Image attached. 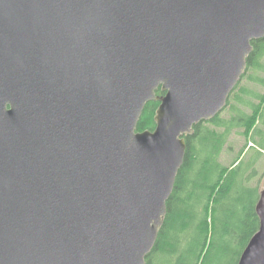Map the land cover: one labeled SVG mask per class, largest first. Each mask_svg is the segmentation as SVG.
<instances>
[{
  "label": "water",
  "instance_id": "water-1",
  "mask_svg": "<svg viewBox=\"0 0 264 264\" xmlns=\"http://www.w3.org/2000/svg\"><path fill=\"white\" fill-rule=\"evenodd\" d=\"M262 38L264 0H0V264H146ZM256 211L238 264H264Z\"/></svg>",
  "mask_w": 264,
  "mask_h": 264
},
{
  "label": "trees",
  "instance_id": "trees-1",
  "mask_svg": "<svg viewBox=\"0 0 264 264\" xmlns=\"http://www.w3.org/2000/svg\"><path fill=\"white\" fill-rule=\"evenodd\" d=\"M252 44L254 49L247 59V70L231 93L225 109L214 119L195 125L194 134L185 136V161L167 202L164 225L146 264H222L224 256L219 255L215 260L210 258V251L218 245L214 242L215 236L219 234L220 242L228 239L225 247L231 248L232 239L242 240L244 251L259 230L260 218L256 211L259 191L251 185L259 158L243 169L241 158L245 148H242L230 165L221 161L228 137L237 128L244 129V134L254 141L251 140V145L259 140L264 147V93H255L241 86L247 76L264 86L263 76L247 75L250 70L264 69V38ZM157 94H163L161 89ZM246 94L259 102L245 100ZM159 105L160 101L146 104L138 131L155 129ZM227 109L233 113L230 118L222 115Z\"/></svg>",
  "mask_w": 264,
  "mask_h": 264
},
{
  "label": "rangeland",
  "instance_id": "rangeland-1",
  "mask_svg": "<svg viewBox=\"0 0 264 264\" xmlns=\"http://www.w3.org/2000/svg\"><path fill=\"white\" fill-rule=\"evenodd\" d=\"M264 64V59H262ZM256 74L258 76L264 77V69L260 70H250L247 75ZM246 88H249L252 92L263 94L264 93V86H262L259 83H255L252 80L248 79V76L242 81V85ZM245 100H251L255 103H258L259 100L254 98L253 96H249L248 94L244 95ZM248 112H251V109L246 108ZM232 112L230 109L225 110L222 115L223 117L230 118L232 116ZM261 125V124H259ZM263 127V126H262ZM222 130V129H220ZM252 140V139H251ZM251 140L248 137V135L244 134V129H235L228 137L227 143L225 144V147L223 149L222 155H221V161L225 165H230L234 159L238 156L240 150L242 148H245V153L243 157L241 158V167L243 169H247L251 162L256 159L257 157L258 162L256 164V176L252 180L251 185L258 188L259 191V197L260 192L264 189V153L260 155V151L264 152V147L261 146V143L259 140L255 141V145H251ZM254 141L252 140V143ZM260 155V156H259ZM240 163V162H239ZM218 236L214 237V242L217 243V247L210 251V258L215 260L216 257L224 256L225 258L222 262V264H237L238 260L240 259V255L243 251V241L238 239H232L233 248L230 246H226L227 241L225 239L220 242L218 239ZM228 243V242H227ZM228 249V250H227Z\"/></svg>",
  "mask_w": 264,
  "mask_h": 264
}]
</instances>
